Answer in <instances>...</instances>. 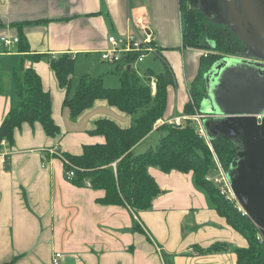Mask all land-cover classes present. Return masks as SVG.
<instances>
[{"label":"crops","instance_id":"crops-1","mask_svg":"<svg viewBox=\"0 0 264 264\" xmlns=\"http://www.w3.org/2000/svg\"><path fill=\"white\" fill-rule=\"evenodd\" d=\"M143 15L160 59L175 79L158 123L170 124L176 118L182 123L189 87L207 51L183 46L181 0H0V125L18 101L13 74L22 65L42 78L52 98L54 121L61 128V134L52 138L40 123H25L16 130L14 145L2 141L0 264H53L55 252L63 254L61 264H238L233 247L246 248L248 241L212 206L192 171L150 167L161 192L149 209L134 214L125 205L99 202L104 189L68 180L64 160L49 152L58 148L62 154L80 155L86 144L104 142L102 135L92 134L100 119L114 120L122 128L132 125L131 114L104 98L76 117L64 102L83 75H102L107 87L119 86L110 79L118 74V65L103 61L101 51L108 47L111 34L120 37L135 31L131 21ZM21 36L30 51L20 52L19 42L7 47L1 41ZM32 53L45 56L34 61L26 57ZM62 53L76 58L70 88L61 87L50 66L49 57ZM77 72L80 78L74 83ZM148 144L135 150L143 152ZM134 219L143 232L134 229ZM220 243L225 249L204 250Z\"/></svg>","mask_w":264,"mask_h":264},{"label":"trees","instance_id":"trees-1","mask_svg":"<svg viewBox=\"0 0 264 264\" xmlns=\"http://www.w3.org/2000/svg\"><path fill=\"white\" fill-rule=\"evenodd\" d=\"M181 8L186 22L182 34L183 46L207 51L200 57L197 76L189 87L190 100L184 106L186 115H195L202 113L201 102L206 94L204 73L213 62L225 55H243L240 51L244 50V46L238 37L221 25L208 21L200 8L190 6L186 12L183 0ZM18 42L20 52L30 51L24 36L19 37ZM43 56L45 54H26L34 61ZM49 58L58 83L63 88H70L76 69L74 55L62 53ZM118 67L119 87H107L102 75H83L74 93L64 102V107L71 111L73 117L81 114L98 98L108 100L112 106L132 116V125L128 128H122L114 120L100 119L92 134L102 135L104 142L86 144L80 155L65 153L68 160L81 168L71 181L85 186L84 181L89 179L93 188L105 190L99 202L125 205L134 214H139L149 209L161 192L149 171L150 167H159L165 172L173 169L184 173L192 171L196 186L206 192L212 206L248 241L246 248L233 247L238 256L237 263L264 264V239L260 227L205 178L213 171L212 152L206 140L199 135L193 119L187 118L180 124L158 123L167 110L168 87L175 82L171 68L166 65L159 73L146 68L141 78L135 69ZM13 80L18 101L0 125V149L3 140L14 145L15 132L25 123H40L49 137L60 135L61 128L53 118L52 98L44 89L38 72L32 67L24 69L21 65L14 72ZM153 82H156L155 91ZM2 87L0 71V93ZM153 136H158L155 144ZM147 142L149 144L143 152L135 150L138 145ZM211 144L220 163L228 169L236 154L234 146L223 139H216ZM114 163L115 167L112 166ZM65 168L69 169L67 165ZM134 223L135 230L144 231L137 219ZM223 245L226 244H215L204 250H223ZM166 258L164 255L165 262Z\"/></svg>","mask_w":264,"mask_h":264},{"label":"water","instance_id":"water-1","mask_svg":"<svg viewBox=\"0 0 264 264\" xmlns=\"http://www.w3.org/2000/svg\"><path fill=\"white\" fill-rule=\"evenodd\" d=\"M223 4L224 18L214 21L227 24L251 54L225 55L212 63L203 75L206 105L201 102L199 114L211 142L223 139L236 149L226 176L264 239V0Z\"/></svg>","mask_w":264,"mask_h":264},{"label":"built area","instance_id":"built-area-1","mask_svg":"<svg viewBox=\"0 0 264 264\" xmlns=\"http://www.w3.org/2000/svg\"><path fill=\"white\" fill-rule=\"evenodd\" d=\"M131 22L135 27V31H133L131 34H126L125 36L120 37L111 34L107 37L109 45L101 51V58L103 61L111 64L114 63L124 68H126L128 65H131L132 69H136V67L133 65L145 62L148 57L160 59V51L158 50V46L154 38L151 36L150 23L147 17L143 15V17H141L139 20H132ZM1 41L4 42L7 47H11V45L18 42V37H2ZM126 57L128 59H126ZM155 84L156 82H153L152 86L154 87ZM187 118H191L197 122V130L199 135L202 136L206 140L207 144L211 147V141L208 135H206L203 123L201 121L203 116L201 114L185 115L183 119L185 120ZM180 121V118H176L175 120V122L179 124L181 123ZM49 152L51 154H58V156L64 160L65 165L69 167L66 176L67 179L71 181L72 178L75 177L76 172L81 168H78L73 162L68 160L65 154H62L58 148L50 149ZM214 158L217 164V172H209L205 178L216 185L227 200L234 201L239 210L245 214L246 212L243 210L242 206L239 205L235 193L232 191L228 177L226 176L227 170L223 167L222 163H220L217 155L214 156ZM112 166L115 167V163ZM84 182L86 186L92 187V182H90L89 179L85 180ZM62 256V253L55 252L53 255V264H61Z\"/></svg>","mask_w":264,"mask_h":264},{"label":"rangeland","instance_id":"rangeland-1","mask_svg":"<svg viewBox=\"0 0 264 264\" xmlns=\"http://www.w3.org/2000/svg\"><path fill=\"white\" fill-rule=\"evenodd\" d=\"M182 1V0H181ZM190 6H194V0H183V8H184V10L187 12L188 10H189V8H190ZM183 22H184V24H185V26H186V22H185V18H184V16H183ZM243 54H245V55H247L248 53H244L243 52ZM133 66H135L136 67V71L138 72V74L141 76V78L143 77V73H144V70L146 69V68H152V70L154 71V73L155 72H162L163 71V69H164V66L165 65H163V62H162V60L161 59H159V58H155V57H148V59L145 61V62H142V63H140V64H135V65H133ZM114 67V70L116 69L117 70V67H116V65H114L113 66ZM79 72H80V70H79ZM120 71H119V69H118V74L117 73H114V75L112 76V78H110L111 80L113 79L114 81L115 80H117V81H119V84H117V85H121V81H120V73H119ZM80 73H78L77 72V74H76V76H75V78H74V83L75 82H78L77 80H79V78H80V75H79ZM103 80H104V76H103ZM143 80V79H142ZM119 86H112V87H119ZM111 87V88H112ZM206 105V103H205V100L204 101H202V107H204ZM191 119V118H190ZM193 122H195V125L197 126V122L196 121H194L193 120ZM158 135V134H157ZM154 137V140L153 141H155L154 142V144L156 143V141H157V139H158V136L156 137V136H153ZM209 146V145H208ZM209 149H211V152H212V164H213V171L214 172H217L216 171V169H217V164H216V161H215V158H214V156H216L215 155V149H213V146H209ZM226 169V168H225ZM226 170H228V169H226Z\"/></svg>","mask_w":264,"mask_h":264},{"label":"flooded vegetation","instance_id":"flooded-vegetation-1","mask_svg":"<svg viewBox=\"0 0 264 264\" xmlns=\"http://www.w3.org/2000/svg\"><path fill=\"white\" fill-rule=\"evenodd\" d=\"M220 4H223V0L219 1ZM218 3V0H196V4L195 6L200 8L202 10V12L205 14V17L207 18L208 21H212L215 23H218L214 20H219V19H223L224 18V14L226 13L225 7H221ZM224 5V4H223ZM204 9H202V7ZM223 28L226 29L227 32L232 33L233 35H235L233 33V31L231 30V28L227 25V24H220ZM237 37V35H235ZM242 42V41H241ZM243 46H244V50H241V53H250V50L244 45V43L242 42Z\"/></svg>","mask_w":264,"mask_h":264}]
</instances>
